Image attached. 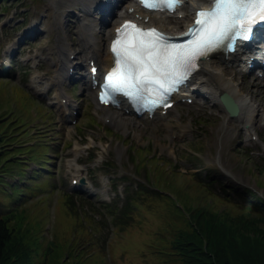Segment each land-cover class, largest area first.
I'll return each mask as SVG.
<instances>
[{
    "label": "rangeland",
    "instance_id": "rangeland-1",
    "mask_svg": "<svg viewBox=\"0 0 264 264\" xmlns=\"http://www.w3.org/2000/svg\"><path fill=\"white\" fill-rule=\"evenodd\" d=\"M101 1V6L114 2ZM55 5L56 0L53 4L52 0H9L8 9L0 13V66L7 68L0 74V128L8 124L6 129L10 130L6 139L0 140V176L4 173L9 181L29 183L30 171L44 167L41 175L32 176L36 184L30 183V191H22L16 199L0 193V200L10 205L9 214L17 211L16 228L24 234L43 235L44 246L54 240L65 251L73 241L75 255L70 259L71 253H63L64 264H74L72 260L78 264H190L184 250L177 248L179 233L189 228L188 212L170 219L177 214L170 203L161 199L171 195L179 200L180 207L187 204V209L189 205L209 211L225 209L231 215L240 214L242 209L205 192L203 187L218 194L226 192L232 199L247 198L245 189L249 188L264 199V171L260 168L264 166V126L256 123L257 139L253 141L238 121L218 116L221 108L214 110L197 101L178 103L166 114L159 112L153 118L123 114L128 124L117 125L107 117L109 111L117 109L100 107L96 93L87 92L80 83L66 82L60 89L56 86L57 74H52L59 56V38L79 39L83 29L86 38L102 51L107 48L111 25L106 27L100 21L97 0H63L61 6ZM123 7L120 4L115 11ZM186 7L170 18L157 14L154 23L179 32L184 25L176 26L171 18H182ZM62 11L66 25L57 19ZM108 17L110 21L117 19ZM20 26L24 28L17 32ZM36 30H40L38 37L16 43L15 38ZM10 48L17 50L13 57L5 54ZM79 64L88 70V62L80 60ZM238 76L241 82L240 73ZM36 78L37 82L32 83ZM60 90L73 105L64 114L59 112L56 98ZM256 99L264 104L263 88ZM231 124L238 130L230 132ZM38 126H43L45 132L36 134ZM229 132L230 137L225 138ZM211 135L215 144L209 147ZM156 164L162 168H156ZM4 166L8 174L2 171ZM75 166L85 171L92 184L86 192L71 190L72 178L77 174ZM105 171L114 172L111 174L116 180H108ZM167 171L177 174L173 175L175 185L182 184L183 189L198 195L184 203L182 191H170L167 183L171 179L165 178L171 172ZM139 183L163 195L154 200L147 197L146 204L137 205L135 217L129 219L131 226L116 225L97 211L113 201L115 192L121 205L125 195ZM170 187L175 189L172 183ZM68 195L79 209L78 217L67 209ZM205 260L193 264H213L210 257Z\"/></svg>",
    "mask_w": 264,
    "mask_h": 264
},
{
    "label": "trees",
    "instance_id": "trees-1",
    "mask_svg": "<svg viewBox=\"0 0 264 264\" xmlns=\"http://www.w3.org/2000/svg\"><path fill=\"white\" fill-rule=\"evenodd\" d=\"M0 1H2L0 2V12L7 10L6 1L9 0ZM7 126L8 124L4 128H0V140L3 137L2 141L4 137L6 139L10 131L6 129ZM155 159V157H151V160L155 161ZM19 162L26 163L21 159H19ZM2 163L0 158V166ZM25 165H22L23 171ZM158 167L162 168L161 165L156 164V168ZM260 168L264 171V166ZM6 169L4 166L2 171L7 173ZM9 172H13V170H9ZM41 172L42 169L38 172L34 170L32 176L35 174L41 175ZM167 173H170L165 178L171 179L167 183L170 191H182L181 197L184 203L193 200L191 198L198 195L183 189L182 184L175 185L173 175L176 173L173 171H167ZM9 175L15 176V174ZM32 176L27 178L29 183L25 184H20L15 180L9 181L0 176V193L6 197L16 199L22 191L28 192L32 189L30 183L36 184V177ZM171 183L175 189H171ZM151 188L147 184L139 183L135 189L126 194L121 205L118 204L115 198L110 203L101 205L102 210L97 208V211L105 213L116 225L131 226V223L128 224L129 219L135 217L137 205L146 204L147 197L154 200L163 195L158 189L150 191ZM203 188L205 192L225 199L232 205L239 206L242 212L231 215L225 209L209 211L206 207H195V205H189L187 209V204L180 207L178 205L179 200H175L171 195H165L167 198L163 197L161 200L167 204L170 203L172 211L177 214L170 219H176V217H180L179 215H186V212L189 215V228L181 231L177 237L179 238L177 248L184 250L186 261L190 264H193L196 260L206 263L205 258L210 257L213 264H264V199L249 188L245 189L248 197L241 199H232L228 197L226 192L225 194H218L208 191L206 187ZM88 202L91 206L93 205L91 201ZM65 204L71 214L79 216V209L76 207L71 195L66 197ZM8 207H10L9 204L0 200V264H64L61 256L66 251V255H70L68 252L71 253L70 259L74 257L73 248L76 245L73 241L68 243V248L66 247L64 251L54 240H51L48 246H44L43 235L39 236L33 232L22 233L14 224V220L18 218L17 211L13 210V213L9 214ZM72 262L78 264L74 260Z\"/></svg>",
    "mask_w": 264,
    "mask_h": 264
},
{
    "label": "bare ground",
    "instance_id": "bare-ground-1",
    "mask_svg": "<svg viewBox=\"0 0 264 264\" xmlns=\"http://www.w3.org/2000/svg\"><path fill=\"white\" fill-rule=\"evenodd\" d=\"M99 1L100 0H97V3H101ZM206 1L207 0H189V3L185 8L186 10L183 12V17L176 19L171 18V20H173L176 26L184 25L185 28L188 25L186 22L188 20H193L192 9L204 6ZM54 2L55 0H52V4ZM62 2L63 0L56 1L55 6H61ZM64 15V11H62V13H57V19L60 21V24L66 23L63 21ZM156 16L157 14L153 11H143L140 9L136 2H129L126 4V6H124L123 10L120 9L117 11V17H133L141 19L142 21L147 22V24H150L151 22L154 24V19ZM113 31L109 33L110 37L113 35ZM58 41L59 58L54 64L56 70H52V74H57V76L60 77L57 82V85L60 88H62V85L65 84L64 82L66 80H69V76L72 74V72H70V68L80 66V60L89 63L92 60H95L96 63L99 62L101 64L99 66V72L103 70L105 72L113 63V56L109 49V42L107 44V48L104 47L103 50L100 51L97 50L95 46H93V43L90 40L81 37V34L79 39H74L72 37V41H70L67 38H59ZM103 55L105 56L102 57ZM247 60V57H241L240 51L238 50L232 54H219L210 59L202 61L201 68L197 74L198 76L196 83L191 84L189 88H187L188 91L182 94H176L174 96V100L182 99L188 93L192 95H200L201 92H204L205 96L208 94L211 99H198L199 103L202 105L212 106L214 110L221 108L223 112L217 110V114L219 117L225 119V117L229 115L220 100V95L226 92L233 97L240 108L235 120L241 124V129L245 131V134H247L251 139L255 140L256 138L254 136L257 134L256 123L260 122V125L264 126V104L256 101V96L261 92L262 88L264 89V77L260 79L255 74H247L248 71L244 70ZM239 73L240 76H242L241 82L238 80ZM75 76L76 75L73 74L72 78ZM85 81L84 90L90 93L94 90V92L97 93L92 82L87 80ZM57 98L59 99V111L62 114L66 113L68 109L73 106L72 102L64 95V92L63 94H57ZM64 98H66V100H64ZM124 105L120 106V108H117V110L109 111V116L107 115L111 121L121 126L127 125L129 120L123 115L130 113L125 108L126 105ZM100 107H104V105H101ZM227 123L229 124V122ZM38 128L39 129H37L36 134H42L45 132L43 126H38ZM236 129L238 130L235 124L230 125V132ZM230 132L225 135V138L230 137ZM208 142L209 147L214 146L215 139L212 135L209 136ZM75 167V173H77L76 178H80L84 174V171L79 166Z\"/></svg>",
    "mask_w": 264,
    "mask_h": 264
},
{
    "label": "snow or ice",
    "instance_id": "snow-or-ice-1",
    "mask_svg": "<svg viewBox=\"0 0 264 264\" xmlns=\"http://www.w3.org/2000/svg\"><path fill=\"white\" fill-rule=\"evenodd\" d=\"M142 2L149 7L160 6L158 3H149V0ZM175 2L177 0H172L169 7ZM257 20H264V0H213L212 8L200 9L197 17L199 28L194 29L197 36L186 43L167 41L166 34L155 28L140 29L131 21H125V25L132 24L137 33L153 35L147 39L137 36L120 48L117 47V41L113 42V52L123 65L124 75L113 83V76L109 74L105 87L111 85L113 90H124L129 84L135 83V76L139 74L142 81H163L170 89L179 79H183L193 66L198 67L195 65L198 56L216 47L232 31L247 35ZM122 31L123 27L117 29L118 33ZM129 74L133 76L131 81ZM101 98H104L103 93Z\"/></svg>",
    "mask_w": 264,
    "mask_h": 264
},
{
    "label": "water",
    "instance_id": "water-1",
    "mask_svg": "<svg viewBox=\"0 0 264 264\" xmlns=\"http://www.w3.org/2000/svg\"><path fill=\"white\" fill-rule=\"evenodd\" d=\"M221 99L224 102L226 109L228 110L231 116H235L236 114H238L239 107L228 93H224L221 96Z\"/></svg>",
    "mask_w": 264,
    "mask_h": 264
}]
</instances>
